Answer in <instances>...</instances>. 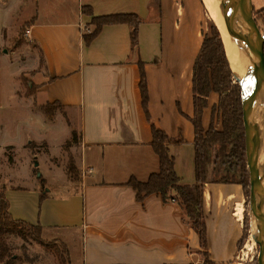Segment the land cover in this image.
Returning <instances> with one entry per match:
<instances>
[{"label":"crops","instance_id":"1","mask_svg":"<svg viewBox=\"0 0 264 264\" xmlns=\"http://www.w3.org/2000/svg\"><path fill=\"white\" fill-rule=\"evenodd\" d=\"M32 3L36 14L25 35L43 61L34 96L37 106L57 103L77 111L79 142L71 153L81 175L73 184L62 171L51 191H40L38 182L5 188L11 217L39 225L42 237L65 245L70 264H192L202 258L200 252H206L213 264H240L247 196L240 184L213 182L208 169L202 192L206 249L200 247L177 203H163L156 194L139 203L127 185L131 178L146 182L159 171L151 126L181 141L168 146L174 171L181 184L195 183L192 69L208 14L202 0ZM253 5L261 10L264 0ZM114 15L139 19L137 47L131 49L130 28L122 23L102 26L86 45L93 18ZM139 62L147 83L146 113ZM218 101L214 92L206 98L200 116L204 130L210 126L221 130ZM38 114L57 139L42 136L31 141L44 142L50 154L54 143L59 149L70 139L71 129L64 125L58 130ZM41 194L44 199L39 203ZM19 200L24 202L18 204ZM25 201L37 211L27 209Z\"/></svg>","mask_w":264,"mask_h":264},{"label":"trees","instance_id":"2","mask_svg":"<svg viewBox=\"0 0 264 264\" xmlns=\"http://www.w3.org/2000/svg\"><path fill=\"white\" fill-rule=\"evenodd\" d=\"M263 15L264 8L257 10L255 15ZM31 22V21H30ZM28 22V27L30 25ZM127 24L130 28L129 38L131 49L137 47V29L140 21L131 15H114L107 17L93 18L94 30L84 37L85 44H89L97 35L101 27L112 24ZM202 45L194 61L192 69V93L194 104V115L191 123L194 128V173L195 183L191 186L180 183L174 171V160L169 155L168 146L178 144L181 141L171 140L164 132L151 126V147L159 160V171L151 174L146 182H139L133 178L129 179L127 185L135 193V200L142 203L152 194L158 195L163 203L175 202L182 212L184 220L195 231L199 245L206 249V229L204 223L202 192L203 185L207 181L210 164L227 166V174L213 182L237 183L246 192L249 189L248 170L245 158L244 126L241 109V89L235 82L233 74L226 59L224 44L219 30L213 23H209L207 29L202 33ZM264 53V47H263ZM139 89L141 103L146 113L148 92L143 66L139 62ZM218 94L219 101L217 109L221 113L220 131H216L212 126L206 131L201 126V111L206 105V98L211 93ZM60 106L57 103L39 106L45 115H49L48 106ZM62 107V106H60ZM71 143L77 145L79 134L71 132ZM7 162L12 163L9 157ZM212 169L213 172L219 171ZM234 171V172H233ZM230 173L238 174L239 179ZM67 174L71 179H76V167L71 163L67 166ZM232 174V175H233ZM75 177V178H74ZM40 179V188L43 191V180ZM44 199V194L39 196V201ZM42 229L39 225H31L22 220H14L9 213L8 201L5 197V187L0 188V250L6 255L5 264H19L21 259L14 257L8 252V248L3 240V236H14L24 241L32 240L43 245L41 238ZM243 240V239H242ZM240 242V245L242 243ZM64 246V245H63ZM65 247V246H64ZM66 249V248H65ZM67 250H63L62 255H68ZM203 264H213L206 252H200ZM69 257V256H68ZM65 259V258H64ZM62 259L63 264H70L68 259Z\"/></svg>","mask_w":264,"mask_h":264},{"label":"rangeland","instance_id":"3","mask_svg":"<svg viewBox=\"0 0 264 264\" xmlns=\"http://www.w3.org/2000/svg\"><path fill=\"white\" fill-rule=\"evenodd\" d=\"M252 2L254 4L256 0H252ZM256 11L253 10V19L258 30L263 33L264 14L255 15ZM35 14L36 7L32 0L0 1V188L2 185L5 188L11 186L26 188L37 182L40 188L39 178H41V180L46 181V184L43 181L44 191L45 189L51 191V189H56L55 184L60 180L62 171L69 182L73 184H77L81 171L76 168V179H71L67 174V166L71 163L75 166L74 155L71 153L75 145L70 142L71 136L68 141L60 145L59 149L54 143L50 154L44 142L35 143L31 141V139L42 136L53 142L57 139L54 131L51 132L44 128L38 112L43 114L46 120L56 124L57 129L65 125L71 129V132L74 131L75 133H78V114L76 110L67 111L63 107L52 105L47 107L49 112L47 116L37 106L38 101L34 96L37 88L36 75L42 71L43 61L41 55L28 42L25 35L28 29L27 24ZM209 23L214 24L207 14L205 30ZM218 114L221 117L219 111ZM25 139L26 142L22 145ZM9 157L12 159L10 164L7 162ZM34 162H37L39 166H35ZM214 167L215 170L218 169L219 163H216V165L210 164L209 166V179L211 181L227 174L228 168L226 165L225 167L220 166L219 171L216 172L212 171ZM49 168L52 170H49ZM38 173L41 174L39 177L37 176ZM232 174L230 173L228 176L239 179L238 174ZM58 189L62 191V186ZM247 192L243 217L244 233L237 262L240 264H258V248L250 237L249 189ZM8 198L10 201L15 200L11 197ZM23 202L19 200L18 204ZM25 203L27 209L37 211V207L30 201H25ZM2 238L9 254L21 259L19 264H63L62 259L69 260L68 255H62L63 250H66L67 247L47 236H41L43 245L32 240L24 241L14 236H3ZM6 260L5 253L0 250V264H5Z\"/></svg>","mask_w":264,"mask_h":264},{"label":"water","instance_id":"4","mask_svg":"<svg viewBox=\"0 0 264 264\" xmlns=\"http://www.w3.org/2000/svg\"><path fill=\"white\" fill-rule=\"evenodd\" d=\"M238 1L223 0L226 11L233 19L231 26L243 51L240 53L236 49L235 55L248 81V86L244 89L243 83L233 75L241 89L245 158L249 178L250 237L258 248V264H264V175L261 168L264 163L262 152L264 132H260L257 120L258 111L264 109V32L261 33L255 25L251 0ZM254 68L257 69V73L253 72ZM253 94L259 98L256 107L251 105ZM34 164L38 165L37 162ZM37 176L39 177L40 174L38 173Z\"/></svg>","mask_w":264,"mask_h":264},{"label":"bare ground","instance_id":"5","mask_svg":"<svg viewBox=\"0 0 264 264\" xmlns=\"http://www.w3.org/2000/svg\"><path fill=\"white\" fill-rule=\"evenodd\" d=\"M239 2L238 0H236ZM204 8L206 9L210 19L214 22L215 26L219 30L222 41L224 44V50L226 59L228 61L229 67L233 72V75L237 77L242 83L243 88L246 89L248 86L247 77L245 75L244 69L239 65L237 57L235 55V50L237 49L242 53L241 44L239 39L231 26L233 21L232 17L228 14L225 9L223 0H202ZM253 72L257 73V69L254 68ZM259 98L257 95L252 96L251 105L256 107L258 105ZM257 120L260 132H264V109L261 108L257 114ZM262 152L264 154V142L262 146ZM262 172L264 175V163L261 165ZM264 239V236H263Z\"/></svg>","mask_w":264,"mask_h":264},{"label":"built area","instance_id":"6","mask_svg":"<svg viewBox=\"0 0 264 264\" xmlns=\"http://www.w3.org/2000/svg\"><path fill=\"white\" fill-rule=\"evenodd\" d=\"M203 262V258L198 257L195 261L192 262V264H203Z\"/></svg>","mask_w":264,"mask_h":264}]
</instances>
